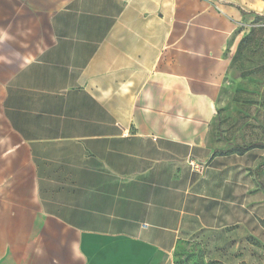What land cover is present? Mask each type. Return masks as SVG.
Masks as SVG:
<instances>
[{
  "label": "crops",
  "instance_id": "1",
  "mask_svg": "<svg viewBox=\"0 0 264 264\" xmlns=\"http://www.w3.org/2000/svg\"><path fill=\"white\" fill-rule=\"evenodd\" d=\"M261 5L0 0V219L27 238L0 264H50L28 236L65 249L66 232L78 264H182L194 245L204 264L257 262L258 182L244 194L210 123L236 7Z\"/></svg>",
  "mask_w": 264,
  "mask_h": 264
},
{
  "label": "rangeland",
  "instance_id": "2",
  "mask_svg": "<svg viewBox=\"0 0 264 264\" xmlns=\"http://www.w3.org/2000/svg\"><path fill=\"white\" fill-rule=\"evenodd\" d=\"M259 4H262V9H259V6H253V10L255 11L251 12H260V14L264 15V0H259ZM244 7L248 8L247 6ZM260 26L264 27V20L257 18L256 15L242 17V28L244 32L252 27ZM244 32L237 37L232 36V39L229 40L227 49L229 52L227 56L231 57V59L236 52V50L234 51L232 49V45L234 46L238 37H243ZM259 60L263 62L261 67L257 65ZM256 61V65L253 67L254 69L244 78L238 69L228 67L219 97L216 101V106L211 108V111H215V117L210 123V133L212 136L210 139L211 147L220 146L221 149H218L216 153H220L221 156H226L228 158L227 160H233L230 157L234 154V149H240L237 151V155L242 156L244 194L248 190L255 192L254 187L252 188L250 184L252 183L250 176L255 181V171L264 164V90L262 89L260 92L255 91L254 84L249 81L251 78L259 76L264 72V50L256 55ZM245 65L249 66V63L245 62ZM182 109L180 108V113L183 111ZM217 114H219V118ZM202 162L205 163L204 161ZM246 176L248 177L246 178ZM257 182L258 196L253 194L252 201L259 202L260 215H264V171L259 174V180ZM12 225L11 220L0 219V258L4 253H9V250L12 248L14 250L13 254L17 255V245L26 242V235H22L18 231L11 233L9 228ZM48 226L52 232L59 230L58 225H55L53 222L48 223ZM35 232H37V227L35 228ZM260 236L262 237V235ZM65 237L67 242L65 249H62L63 245L59 249V246L54 244L56 240L52 234L48 240L49 245H46V248L42 250L40 247H43V245L41 244L42 241L38 240L39 235L35 234L31 238L28 236L29 241L34 244L36 260L47 259L50 261V264H78L71 249L74 236L66 232ZM257 244L259 246V259L254 264H264V242L261 241ZM195 246H191L184 251L180 255L182 256L180 259L191 260V264H204V252L201 248ZM211 264L221 263L212 262Z\"/></svg>",
  "mask_w": 264,
  "mask_h": 264
},
{
  "label": "trees",
  "instance_id": "3",
  "mask_svg": "<svg viewBox=\"0 0 264 264\" xmlns=\"http://www.w3.org/2000/svg\"><path fill=\"white\" fill-rule=\"evenodd\" d=\"M236 8L239 10L242 17L247 16V15H256L257 18L264 20V15H262L260 13L245 11L241 7H236ZM243 32L244 31H243V28L241 25L240 27L237 28V30L235 31L233 36L237 37L240 34H242ZM263 48H264V27L263 26L252 27L248 31H245L243 37L241 38L240 42L238 43L236 52L231 59L230 68L231 69H235V68L238 69L242 73V77L244 78L248 73H251V71L254 69L253 67L256 65V62H257L256 61V55H258V53L263 52V50H264ZM228 52L229 51L227 50L225 53L226 58H228V56H227ZM245 62L249 63V66H246ZM262 63L263 62L261 60H259L257 65H259L261 67ZM249 81L254 84V90L255 91L260 92L262 89L264 90V72H262L259 76H255V77L251 78ZM217 115H218L217 117L219 118V114H217ZM234 150H235L234 153L235 152L237 153V151L240 149L236 148ZM241 152H242V150H241ZM262 171H264V164L261 165L260 167H258L257 170L255 171L257 180H259V174ZM194 174H197V173H194ZM180 257H182V256H180ZM188 261L189 260L184 259V260H182V264H188ZM189 262H190L189 264L192 263L191 260Z\"/></svg>",
  "mask_w": 264,
  "mask_h": 264
},
{
  "label": "built area",
  "instance_id": "4",
  "mask_svg": "<svg viewBox=\"0 0 264 264\" xmlns=\"http://www.w3.org/2000/svg\"><path fill=\"white\" fill-rule=\"evenodd\" d=\"M188 166L193 173L203 174L207 168L206 164L197 159H189Z\"/></svg>",
  "mask_w": 264,
  "mask_h": 264
}]
</instances>
